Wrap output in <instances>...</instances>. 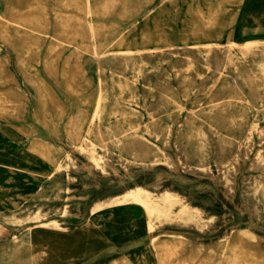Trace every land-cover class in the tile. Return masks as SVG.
I'll return each instance as SVG.
<instances>
[{
    "label": "rangeland",
    "instance_id": "obj_1",
    "mask_svg": "<svg viewBox=\"0 0 264 264\" xmlns=\"http://www.w3.org/2000/svg\"><path fill=\"white\" fill-rule=\"evenodd\" d=\"M91 1L0 0V30L62 42L39 92L0 36V264H264V0Z\"/></svg>",
    "mask_w": 264,
    "mask_h": 264
},
{
    "label": "bare ground",
    "instance_id": "obj_2",
    "mask_svg": "<svg viewBox=\"0 0 264 264\" xmlns=\"http://www.w3.org/2000/svg\"><path fill=\"white\" fill-rule=\"evenodd\" d=\"M233 1L234 0H215L213 2L210 1L209 2L210 8L209 11L207 12V14H209L208 18L210 22L212 24H219L220 19L226 17L225 15L227 13L229 4ZM86 3H87L86 5L88 11H92V1L86 0ZM195 12L197 13V11ZM161 18H166V17L163 16ZM196 27L197 29L200 28L201 30L200 34L205 37V34L203 33V28L204 29L207 28L205 22L199 25L198 23H196L195 20H192L187 26L186 33L190 34L193 28ZM32 34L38 35L36 42H29L26 39L27 34L25 35L20 34L17 31L16 25L14 24L2 25L0 30V36H2L3 40L8 42L15 49L16 53L20 57L19 64L22 70L33 79L38 91L40 92L42 91L41 90L42 83H44V80L43 77L41 76L38 75L33 76L34 71L38 69L36 67V62L40 60V55L43 51L44 53L43 62L45 64L46 60L49 59L54 47L58 45H62L61 44L62 42L60 40H57V41H53L50 45H48L46 40L44 39V36L42 35V32H36ZM88 34L97 37L98 34L93 24L89 26ZM168 34H169L168 29L163 28L156 30L155 33L148 34L147 38L150 41L160 40L168 36ZM133 53L135 52L128 50V51H113L110 54L130 55ZM103 55H105V53L101 55L97 54L95 59L99 61L103 57ZM185 249H186V245H180L170 241H166L165 243L158 245L157 251H158L159 264H174L172 263L173 259L179 257L180 254H185ZM222 252L223 254L221 255V258L217 264H227L223 261L227 260L226 258H228V256L229 257L232 256V261L235 262L233 264H256L257 261H262V255L259 254L257 255L256 252L253 253L248 248L244 247L242 243H237L236 245H232V247L229 246L228 248L225 247ZM196 255H197L196 253H192L187 257H184L175 264H194ZM205 264H210V262L207 261V263Z\"/></svg>",
    "mask_w": 264,
    "mask_h": 264
},
{
    "label": "crops",
    "instance_id": "obj_3",
    "mask_svg": "<svg viewBox=\"0 0 264 264\" xmlns=\"http://www.w3.org/2000/svg\"><path fill=\"white\" fill-rule=\"evenodd\" d=\"M262 35H264V33H262ZM250 36H253V35H250Z\"/></svg>",
    "mask_w": 264,
    "mask_h": 264
}]
</instances>
